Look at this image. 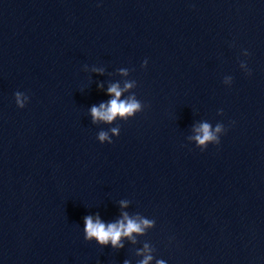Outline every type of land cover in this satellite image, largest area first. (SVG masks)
<instances>
[{
    "label": "clouds",
    "instance_id": "9594fccd",
    "mask_svg": "<svg viewBox=\"0 0 264 264\" xmlns=\"http://www.w3.org/2000/svg\"><path fill=\"white\" fill-rule=\"evenodd\" d=\"M132 84L126 83L124 89H121L118 84H113L108 92L113 95L107 105L101 104L98 108L93 106L91 108V115L93 117V122L97 120L111 122L115 118H127L133 115L136 111L140 109V104L134 99L120 100L123 91L131 88ZM29 97L21 92L15 93V102L19 108L25 107V101H28ZM113 134H119L118 128H113ZM199 134L195 137L198 146H200L201 151L208 147L209 143L218 145L220 139L217 137L216 133L223 131V125L218 124L216 126L215 132L210 130V125L208 123H203L197 130ZM99 139L104 141L108 139V135L105 132L99 134ZM112 143V141H109ZM126 202H121L122 206H125ZM85 232L86 239H95L101 245H107L111 242L113 247H122L120 243L122 236L131 237L132 233H142L145 227L152 226V221L147 219H142L137 222L134 219H130L127 213L123 214V219L117 223L105 224L101 222L99 217L95 220L92 216L85 217ZM147 248V245L145 246ZM152 257L146 256L141 264H149ZM157 264H163V261H158Z\"/></svg>",
    "mask_w": 264,
    "mask_h": 264
}]
</instances>
